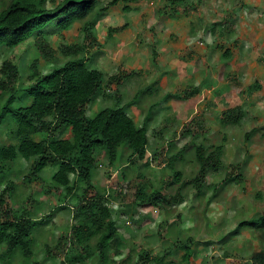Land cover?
I'll list each match as a JSON object with an SVG mask.
<instances>
[{
	"label": "rangeland",
	"instance_id": "obj_1",
	"mask_svg": "<svg viewBox=\"0 0 264 264\" xmlns=\"http://www.w3.org/2000/svg\"><path fill=\"white\" fill-rule=\"evenodd\" d=\"M109 1L100 0L97 9ZM172 1L138 0L128 11L119 4L104 12L96 10L89 17V30L101 45L89 65L107 76L137 71L117 87L116 95L121 103H130L128 111L138 125L145 114L152 117L147 125L150 167L127 164L128 150H121L120 161L113 167L106 166L103 153L98 154L102 162L93 180L113 193L109 207L118 227L119 244H113L110 259L121 264L131 252L127 264H140L144 263L140 252L148 250L152 254L166 253L168 264H260L253 254L264 253V228H235L241 220L264 213V0ZM9 2L0 0V10ZM84 37L83 21H76L62 33L49 32L47 40L54 50V61L62 63L72 57L59 49L61 43H80ZM33 41L31 38L6 53L18 61L24 73L33 59L42 71L50 70L53 66L39 55ZM226 48L231 51L228 57L223 54ZM4 56L0 54V62ZM138 90L134 104L130 101ZM17 97L16 107L31 101L22 93ZM114 101L98 95L89 115ZM238 106L243 110L240 122L223 124V112ZM163 126L162 134H158ZM9 129L6 121L0 124V143L8 141ZM62 136L71 137V133L64 131ZM193 144L222 147L221 167L207 172L200 195L196 196L195 186L188 185L182 189L178 203L161 208L137 206L139 170L144 171L152 189L173 195L179 184L175 181L167 185L172 170L162 159L185 146L184 158L175 161L173 167L186 181L198 168ZM32 161L17 157L3 163L0 192L6 184H14L12 207L42 219L57 205L63 206L34 233L33 254L24 257L18 253L8 263L58 264V239L73 223L77 197L74 192L65 196L63 188L51 181L55 166L46 167L40 178L30 180ZM125 166L127 179L120 174ZM231 169L232 175L240 173L239 180L236 176L225 179ZM80 188L76 184L74 191L78 194ZM221 237H225L224 242L219 241ZM194 243L195 252L183 261L182 245Z\"/></svg>",
	"mask_w": 264,
	"mask_h": 264
},
{
	"label": "trees",
	"instance_id": "obj_2",
	"mask_svg": "<svg viewBox=\"0 0 264 264\" xmlns=\"http://www.w3.org/2000/svg\"><path fill=\"white\" fill-rule=\"evenodd\" d=\"M99 1L10 0L0 10V54L5 55L0 62V124L6 121L8 127L10 126L6 135L8 141L0 143V167L17 157L25 161L32 158L29 175L32 176L30 180H35L40 178V173L46 167L55 166L51 181L57 187L63 188L65 196L68 197L74 192L77 197L76 205L72 209L73 223L58 239L59 246L56 248H60L61 252L58 264H115V260L110 259V252L113 244H119L118 227L109 207L114 195L93 180V175L102 162L98 154H104L108 167H113L120 161L121 150L129 152L127 164L140 168L151 165L147 160L150 141L147 125L152 117L149 113L145 114L143 123L138 125L128 111L130 103H121L116 95L117 87L137 71L124 70L107 76L101 69L89 65L99 50L97 47L101 46L89 30L92 24L89 17L96 10L104 12L108 7L119 4L124 11H128L133 8L131 3L138 0H110L106 6L97 9ZM178 2L180 1L177 0L175 4ZM76 21H83L84 39L89 41L68 45L61 43L59 49L72 57L56 63L47 34L55 31L62 33ZM125 26L127 25L124 24ZM31 38H34L33 44L39 55L48 65L53 66L50 70L42 71L37 59H33L27 66L28 71L24 73L18 61L7 55V51ZM223 54L228 57L231 51L226 48ZM20 93L30 97L31 101L28 105L16 107L15 101ZM100 94L114 99V104L89 115V107ZM136 95L130 102L136 104L139 90ZM242 115L243 110L238 106L224 111L220 120L223 124H236L240 122ZM159 128L158 134H162L164 126ZM64 131H69L71 137L62 136ZM172 145L173 143H168V146ZM164 146L165 144L160 147V153H163ZM191 146L198 168L186 181L181 180L182 173L173 167L175 161L184 158L185 146L168 159H162L164 166L172 170L167 185L175 181L179 184L178 192L173 195L152 189L144 171L139 170L135 191L137 206L142 209L161 208L178 203L182 189L188 185L195 186L196 196L200 195L207 172H215L221 167L222 147L217 144L211 147H204L202 144ZM161 162L158 161L159 164ZM126 172L125 166L120 172L123 179H127ZM232 173L233 169L230 171L231 175L225 179L228 180L231 176H236L234 178L237 180L241 178L240 173ZM76 184L81 187L78 194L74 191ZM11 185L9 187L6 184L0 192V264H9L18 253L24 257L32 255L34 233L63 206L57 205L43 219L31 216L25 210L17 211L11 205L14 184ZM219 187H215V192ZM110 189L113 191L112 187ZM121 194L122 191L118 193ZM244 227L264 228V213L241 220L235 229ZM224 239L225 237H221L219 241L224 242ZM61 241H64L63 244ZM196 245L197 243L182 245L183 261H187L195 252ZM140 253L139 257L144 262L140 264L169 263L165 261L166 253L158 255L148 250ZM130 254L131 252L120 263L127 264L131 260ZM253 258L264 264L262 251L253 254ZM32 264L42 262L33 261Z\"/></svg>",
	"mask_w": 264,
	"mask_h": 264
}]
</instances>
